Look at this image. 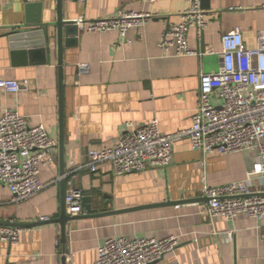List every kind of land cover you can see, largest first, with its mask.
<instances>
[{
  "label": "crops",
  "instance_id": "0c3cea01",
  "mask_svg": "<svg viewBox=\"0 0 264 264\" xmlns=\"http://www.w3.org/2000/svg\"><path fill=\"white\" fill-rule=\"evenodd\" d=\"M31 2L42 7L0 0V79L21 84L17 92L0 89V114L12 109L30 124L42 123L56 143L54 160L40 168L43 188L30 198L13 201L0 183V223L57 218L62 191L72 187L90 195L97 211L115 212L68 222L64 239L57 222L23 227L16 244L0 241V264H92L97 247L108 237L170 235L178 237V244L164 254L163 264H264V217H211L201 199L204 185L243 179L254 162L253 152L204 153L183 137L165 168L115 175L108 162L99 163L95 172L86 165L87 150L113 144L128 123L142 126L155 118L164 133L188 128L197 108L200 75L220 64L221 35L238 28L245 45L253 47L257 32L264 31V0H208L203 31L188 33L190 46L200 54L185 56L165 53L158 41L166 25L179 21L186 0H62L63 21L109 18L120 8L154 15L125 37L78 28L76 44L63 45L62 127L55 28L49 27L46 56L10 46L8 34L26 18L40 13L42 22L56 20L57 0ZM80 64L86 68L81 70ZM74 165L82 167L72 176ZM169 201L178 203L131 209Z\"/></svg>",
  "mask_w": 264,
  "mask_h": 264
},
{
  "label": "built area",
  "instance_id": "2783aa9c",
  "mask_svg": "<svg viewBox=\"0 0 264 264\" xmlns=\"http://www.w3.org/2000/svg\"><path fill=\"white\" fill-rule=\"evenodd\" d=\"M153 18L148 11L120 8L109 18L91 21L77 18L74 23L88 33L116 31L125 37L128 30ZM205 26L200 0H186L179 21L164 27L158 46L175 56L198 55L200 52L188 42V33L194 30L200 35ZM220 44L221 61L217 70L200 75L197 108L188 128L164 133L155 118L142 126L128 123L113 144L87 150L89 170L95 172L102 162H108L115 175L142 171L150 166L165 168L171 162L174 147L183 137L188 139L193 150L204 153L253 152L254 162L243 179L216 186L204 185L202 196L208 198L206 204L211 217L233 219L244 214L263 218L264 31L257 32L253 47L245 45L238 28L223 33ZM207 52L214 51L208 48ZM79 68L83 70L86 65L80 64ZM20 86L17 80L0 79V89L6 92H17ZM55 145L42 123L30 124L25 115L12 109L0 114V183L9 189L13 201L30 198L43 188L38 174L42 166L54 160L51 150ZM81 167L74 165L72 176ZM83 196L81 189H68L64 196L67 215L81 213ZM22 229L0 224V241L16 244ZM177 244L178 237L174 235L137 239L112 236L97 247L92 264H163L164 254Z\"/></svg>",
  "mask_w": 264,
  "mask_h": 264
},
{
  "label": "water",
  "instance_id": "95a60500",
  "mask_svg": "<svg viewBox=\"0 0 264 264\" xmlns=\"http://www.w3.org/2000/svg\"><path fill=\"white\" fill-rule=\"evenodd\" d=\"M61 2L62 0H57V17L56 20L53 22H42L41 21V15L40 13H37L32 18H26L24 23L19 25L17 28L12 30L8 37L10 39V46L13 50L17 51H29V52H35V51H41L44 56H46V52L49 49V41H50V35H49V27L53 26L55 28V42L57 46V54H58V73H59V109H60V126L62 127V80H61V73H62V49L63 45L65 46H71L76 44L77 42V34H78V27L74 23V21H63L62 20V14H61ZM201 7L202 8H209L208 0H200ZM27 6L30 8H33L34 6H37L38 8L42 7L39 3H33L32 2H26ZM62 137V133H61ZM61 141V140H60ZM62 173V170H61ZM61 184H63V180H61ZM64 192L62 191L61 195V204H60V213L57 218L53 219H43L38 222H34L31 224H18L14 222H4L0 224H8L12 226L17 227H26L30 225H37L42 224L46 222H57L60 225L61 229V237L64 239L65 236V230H66V224L70 221L81 219V218H87V217H94V216H102L107 215L110 213H114L115 211H97L95 208H92L91 206V196L90 195H84L81 198V213L70 216L65 213V207H64ZM198 198L193 199L197 200ZM203 201L208 200L207 197L201 198ZM177 201H169V202H162L160 204H154V205H143V206H137L135 208L131 209H141V208H148L152 206H159V205H167V204H177Z\"/></svg>",
  "mask_w": 264,
  "mask_h": 264
}]
</instances>
